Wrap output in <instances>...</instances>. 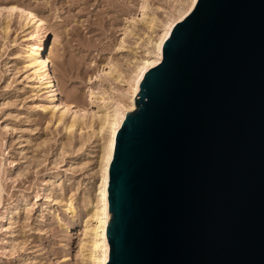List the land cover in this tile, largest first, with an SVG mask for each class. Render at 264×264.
Segmentation results:
<instances>
[{
    "label": "water",
    "instance_id": "water-1",
    "mask_svg": "<svg viewBox=\"0 0 264 264\" xmlns=\"http://www.w3.org/2000/svg\"><path fill=\"white\" fill-rule=\"evenodd\" d=\"M135 103L106 264H264V0H197Z\"/></svg>",
    "mask_w": 264,
    "mask_h": 264
},
{
    "label": "rangeland",
    "instance_id": "rangeland-1",
    "mask_svg": "<svg viewBox=\"0 0 264 264\" xmlns=\"http://www.w3.org/2000/svg\"><path fill=\"white\" fill-rule=\"evenodd\" d=\"M138 1L0 0V7L31 6L46 20L51 72L59 97L86 110V124L70 131L66 126L71 113L59 121L58 111L51 115L39 107L48 105L45 95L24 78L26 62L21 45L27 27L15 14L5 32L2 23L6 12L2 11L0 264H85L80 252L81 231L86 204L93 198L98 181L100 150L94 128L88 124L95 109L88 89L105 97L116 95L124 83L106 74V64L111 61L126 73L134 58L143 54L149 31L138 21ZM172 2L150 0V10L161 18ZM131 16L138 17L133 25L127 22ZM125 25L131 34L119 48ZM72 159L75 162L69 166ZM69 199L76 210L73 216L65 206Z\"/></svg>",
    "mask_w": 264,
    "mask_h": 264
},
{
    "label": "bare ground",
    "instance_id": "bare-ground-1",
    "mask_svg": "<svg viewBox=\"0 0 264 264\" xmlns=\"http://www.w3.org/2000/svg\"><path fill=\"white\" fill-rule=\"evenodd\" d=\"M196 2L197 0H174L168 9L163 10L162 17L158 18L150 10V0H139L137 4V12L140 16L138 21H141L149 31L144 42L143 54L134 58L126 73L120 71L111 61L106 64L108 65L106 74L110 75L113 80L124 83L119 91L116 90V95H106L107 97H105L103 93L100 94L91 88L88 89V96L95 105V109L90 113L88 124L90 128H94L93 136L98 140L100 150L96 171L98 181L93 198H89L86 204V214L81 231L83 238L80 244V252L85 264H106L109 260L110 243L107 235V225L110 221L109 166L115 149L118 129L121 127L127 112L136 107L135 98L139 93L140 82L145 73L149 68L162 61L163 44L171 33L173 26L193 9ZM2 11L6 12V17L2 23L5 32H8L11 19L15 14L27 27L28 33L25 37V43L21 45L26 62L24 78L34 83L36 92L45 95L48 105L45 106L42 103L39 104V107L50 112L51 115L58 111L59 121H63V118L71 113L70 121L66 126L70 131L76 126L83 125L86 110L77 108L78 106L74 102L59 97L60 89L51 72L53 59L47 41L46 20L31 6L9 4L0 7V14ZM137 18L131 16L127 22L132 24L136 22ZM129 34H131V30L128 25H125L119 41V48L123 47L125 37ZM84 144L76 150L79 151ZM74 162L73 159L69 160L68 165L73 166ZM65 206H67V211L72 216L75 215L76 210L71 199Z\"/></svg>",
    "mask_w": 264,
    "mask_h": 264
}]
</instances>
